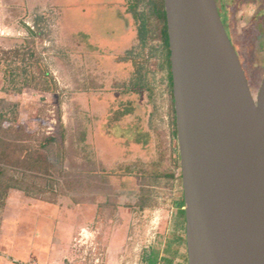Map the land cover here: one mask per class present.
Returning <instances> with one entry per match:
<instances>
[{"label": "rangeland", "instance_id": "obj_1", "mask_svg": "<svg viewBox=\"0 0 264 264\" xmlns=\"http://www.w3.org/2000/svg\"><path fill=\"white\" fill-rule=\"evenodd\" d=\"M130 4L0 0V220L19 215L17 203L6 207L7 200L11 191H25L28 204L100 201L97 217L106 223L100 228L118 229L109 243L100 234L73 239L72 257H63L54 241L43 260L36 235L24 234L32 227L0 221V258L8 264H161L162 257L188 264L185 245H173L177 255L164 252L176 233L186 232L179 143L162 52L158 43L139 46ZM218 5L257 96L264 0ZM141 67L150 71L142 83ZM139 83L152 92H135Z\"/></svg>", "mask_w": 264, "mask_h": 264}, {"label": "water", "instance_id": "obj_2", "mask_svg": "<svg viewBox=\"0 0 264 264\" xmlns=\"http://www.w3.org/2000/svg\"><path fill=\"white\" fill-rule=\"evenodd\" d=\"M188 264H264V77L257 96L216 0H165Z\"/></svg>", "mask_w": 264, "mask_h": 264}, {"label": "crops", "instance_id": "obj_3", "mask_svg": "<svg viewBox=\"0 0 264 264\" xmlns=\"http://www.w3.org/2000/svg\"><path fill=\"white\" fill-rule=\"evenodd\" d=\"M27 200L29 198L25 196V192L11 191L6 207L13 208L16 206L15 203H17L20 213L13 219L5 218L0 221H21V228L27 227L28 229L32 227V229L25 231L24 234H28L29 238L31 234H33V237L36 235V242L39 243L36 249L41 253L40 257L43 260L49 257L52 242L54 241L60 242L59 249H62L63 257H72L74 249L70 248L69 243L80 236L86 238L85 234H88V236L100 234L101 238L107 243L116 240L114 236L117 235L118 229L112 234H104L105 228H100V226L104 227L106 225L103 219L101 220L97 217L100 201L98 204L88 202L63 208L61 207L62 203L58 206L42 202H30L28 204ZM36 213L38 216L33 219V214ZM35 221H42V223L35 224ZM33 226L35 229H33ZM0 264H8L7 259L1 257Z\"/></svg>", "mask_w": 264, "mask_h": 264}, {"label": "trees", "instance_id": "obj_4", "mask_svg": "<svg viewBox=\"0 0 264 264\" xmlns=\"http://www.w3.org/2000/svg\"><path fill=\"white\" fill-rule=\"evenodd\" d=\"M134 1H136L137 3L140 2V4L142 6H144L145 4H148L147 7H149V8L151 7V5L153 3L152 0H134ZM157 15H158V18L161 19L163 22L162 38H163V42H164V45H163L164 48L162 50V54H161L162 57H161L159 68L161 71H163L165 73V76H166L167 86H168V90H169L170 97H171L172 126L174 128V135H175L176 139L178 140L177 118H176L174 90H173V75H172V65H171V51H170L169 34H168V26H167V16H166L165 8H164V0H161V8L160 9L157 8ZM148 16H149V14H146V13L141 14V21H142L141 39H142V46L144 49L147 48V46H149V45L151 46V42H147V36L149 35V33L146 30ZM149 19H150V17H149ZM149 36L150 37L152 36V32H150ZM151 41L153 42L152 38H151ZM142 61H144L145 64L146 63L149 64L150 63V57L145 58V56H144ZM143 67H141V70L139 71V74H138L140 83H142L141 82V80L143 79L142 76L145 75V78H146V76L150 72L149 70H145ZM133 90L135 92H140V91L152 92V88H151L150 84L134 85ZM177 168L181 169L180 155L179 154H178V159H177ZM0 175L1 176L4 175L3 170H0ZM170 177L172 179H176V176L174 174H171ZM179 177L182 178V174H180ZM0 184H1V181H0ZM145 208H146L145 205H143L142 210H145ZM179 216L184 219V223L186 225V211H185L184 194L182 195L181 200L179 202ZM185 230H186V227H185ZM174 244H176L178 247L185 245L186 250H187L186 232H184V235H179L178 233L175 234L174 242H171V244L169 246H167L166 250L164 251L165 255H167V256L168 255H174V254L177 255V252L175 251V249L173 247ZM157 260L158 259H156V261H153L151 264H157ZM159 262L161 264H174V261L169 259L168 257L160 258ZM187 262H188V253H187Z\"/></svg>", "mask_w": 264, "mask_h": 264}, {"label": "flooded vegetation", "instance_id": "obj_5", "mask_svg": "<svg viewBox=\"0 0 264 264\" xmlns=\"http://www.w3.org/2000/svg\"><path fill=\"white\" fill-rule=\"evenodd\" d=\"M152 1H153V3L151 5V7L149 8V7H147L148 4H145L144 6H142L140 4V2L137 3L134 0H129V2H131V4H130L131 6L129 5V10H130V13H132V15H133L132 16L133 19L136 20L137 23H138L137 36H138V41H139L138 44H139V46H140V44H142V39H141V28H142L141 14L142 13H146V14H149L148 20H147V25H146V30L149 33V35H150V32H152V36L151 37L149 35L147 36V42H151V45H154L155 43H158L157 48L160 50V52H162V50L164 48L163 47L164 42H163V38H162L163 22H162L161 19L158 18V15H157V8L158 9L161 8V0H152ZM216 1H217V5H218V0H216ZM164 8H165V0H164ZM218 8H219V12H220V15L222 17L223 23L225 25V28H226V30L228 32V35H229L230 39H231V36L229 34V29H228V27L226 25V22L224 21V16H223L222 10L219 7V5H218ZM165 11H166V9H165ZM149 17H150V19H149ZM151 38H152L153 42L151 41ZM231 41H232V39H231Z\"/></svg>", "mask_w": 264, "mask_h": 264}, {"label": "built area", "instance_id": "obj_6", "mask_svg": "<svg viewBox=\"0 0 264 264\" xmlns=\"http://www.w3.org/2000/svg\"><path fill=\"white\" fill-rule=\"evenodd\" d=\"M34 264H38V263H34Z\"/></svg>", "mask_w": 264, "mask_h": 264}]
</instances>
